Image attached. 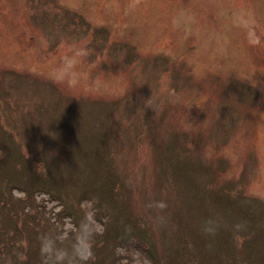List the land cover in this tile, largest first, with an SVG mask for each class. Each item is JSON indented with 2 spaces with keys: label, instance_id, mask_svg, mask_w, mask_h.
Instances as JSON below:
<instances>
[{
  "label": "rangeland",
  "instance_id": "obj_1",
  "mask_svg": "<svg viewBox=\"0 0 264 264\" xmlns=\"http://www.w3.org/2000/svg\"><path fill=\"white\" fill-rule=\"evenodd\" d=\"M0 160V264H41L84 201L97 230L122 222L105 179L150 243L87 264H164L175 238L169 264H264V0H0Z\"/></svg>",
  "mask_w": 264,
  "mask_h": 264
},
{
  "label": "clouds",
  "instance_id": "obj_2",
  "mask_svg": "<svg viewBox=\"0 0 264 264\" xmlns=\"http://www.w3.org/2000/svg\"><path fill=\"white\" fill-rule=\"evenodd\" d=\"M174 23L176 22L174 21ZM72 67L71 61L66 62L62 71L67 73ZM166 207L167 205L162 201H154L145 205L146 209L157 211H163ZM82 208L84 214L78 226L65 220L61 229V235L42 234L37 238L41 264H87V262L94 259V238L99 233L92 211V203L84 201ZM159 220L161 223L164 222L163 217H160ZM144 226L143 223L139 225L141 228ZM221 226V223L217 219L209 217L201 221L200 232L206 239L214 241ZM127 230L131 231L130 226ZM245 231H247L246 223H236L233 225V240L237 247L242 246L244 236L241 233ZM65 241H69V247L60 246ZM212 246L211 242L207 244L209 250L212 249ZM145 264H151L150 260L145 258Z\"/></svg>",
  "mask_w": 264,
  "mask_h": 264
},
{
  "label": "trees",
  "instance_id": "obj_3",
  "mask_svg": "<svg viewBox=\"0 0 264 264\" xmlns=\"http://www.w3.org/2000/svg\"><path fill=\"white\" fill-rule=\"evenodd\" d=\"M59 57L63 58V56H59ZM0 169H1V160H0ZM8 172H10V175H11L12 172L10 170ZM110 177H111V174H110L109 171L105 172L103 174V176H102L103 179L104 178H108L109 179ZM103 185L110 192V197H111V199L113 201H115V202L116 201H120V203H122V206H120L121 207L120 208V212L123 213V218H122V222H119V221L115 220L113 222V224H112V227H108L104 231H103V229H101V230L99 229L98 230L99 234H98L97 237L94 238L93 249H95L96 246H98V248H96V249L100 248L101 251H105L106 254L111 255V253H112V251H111L112 250V245L110 244V246H109L108 240L109 239H113L114 240L112 244H114V243L116 244L115 245V249H116L118 247L117 245L119 244V242L122 241V239H119V238L120 237H127V236H129L130 233H135L137 238L140 239V241L138 239H135V238L131 239V240L134 243L140 245L142 248L145 249V246L143 245V243L145 241L146 242H149V241H147L145 239L146 237H143L142 235H140V233L143 234L145 232V230L149 231V224L147 223L146 215L143 213V215L139 216L138 213H134V210L131 208V205L129 204V200H126V196L127 195L125 196V191H124L123 195L120 196V191L123 190V186H121L120 189L118 188V191L116 192V191H112V188H113L114 184H112L111 182L107 181V179H105V181L103 182ZM108 186H110L111 188H108ZM31 201L32 200H30V202ZM165 210H166V212H168V214L166 216L167 219L166 218L164 219V225L166 226V230H165V236H166L167 231L171 232V231L175 230V228H174L175 224L170 219L171 215H172V212H169V208L168 207H166ZM105 213H106V216H107V212L106 211H105ZM83 214H84V212H83V210L80 207V213L77 215V218H82ZM11 218L12 217L9 216L7 218L8 221H10ZM95 219H96V221L101 222V224L103 226V221H102L101 218L97 217ZM155 220H157V219H155ZM142 223L145 225L143 227V229L141 227H139V225L142 224ZM122 224H126L127 225L124 231L122 230V226H121ZM151 225L153 226L154 223H151ZM129 226H130V228L135 229V230L134 231L131 230L128 233L127 229H128ZM116 230L118 232H116ZM153 232L160 234V232H159V230L157 228H153ZM161 235L163 236V241L164 242H162V243L164 244V248H165V236H164L163 233H161ZM154 242H155V240H154ZM154 242H151V243H154ZM178 242L179 241L176 238L174 240H172V244H175L176 246H178V247L174 248L175 250L167 249V251H166V249H165L164 251H162V257L164 255V264H169L171 261H174V260L177 261V262H181L180 259L181 258H185L184 255H190V253L188 252L187 249H184V250H180L179 249L180 246L177 245ZM127 244L129 245V242H127ZM34 246H35V244H34ZM8 252L10 253V250H8ZM164 252H165V254H164ZM105 253H103V254H105ZM2 255H4V254H2Z\"/></svg>",
  "mask_w": 264,
  "mask_h": 264
}]
</instances>
